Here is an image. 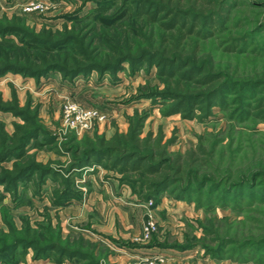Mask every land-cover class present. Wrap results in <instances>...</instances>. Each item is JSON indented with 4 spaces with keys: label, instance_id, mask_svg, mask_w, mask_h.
I'll list each match as a JSON object with an SVG mask.
<instances>
[{
    "label": "trees",
    "instance_id": "16d2710c",
    "mask_svg": "<svg viewBox=\"0 0 264 264\" xmlns=\"http://www.w3.org/2000/svg\"><path fill=\"white\" fill-rule=\"evenodd\" d=\"M97 6L80 22L52 30L30 28L19 16L0 19V77L20 75L39 81L51 74L63 80L101 78L126 71L129 76L155 69L158 84L138 87L136 98L150 102V109L126 115V130L109 137L96 131L80 138L59 141L44 127L39 106L27 98L23 104L14 90L3 99L0 113L9 114L12 130L0 120V207L9 198L10 209L25 204L31 190L42 197L49 185V202L60 208L80 199V179L90 167L111 172L119 185L126 186L141 201H157L166 195L202 204L203 193L239 194L255 185L256 176L222 174L216 165L222 138L204 131L196 144L185 151H171L174 136L165 138L159 129L144 132L145 121L154 107L161 116L205 122L213 108L225 111L240 93L264 91V81L240 78L238 67L215 62L205 49L209 40L225 53L244 50L246 38L231 27L234 0H97ZM231 24V26H230ZM238 93V94H237ZM251 95L243 113L264 121V96ZM237 110V109H236ZM235 108L230 110L229 117ZM242 113V112H241ZM52 151L57 158L37 160L38 151ZM227 175V176H225ZM223 195V196H224ZM7 231L0 229V243L11 250L32 249L34 258H49L55 264L87 258L79 244L59 235L40 244L38 232L23 221L20 229L6 217ZM211 232H214L211 230ZM77 247V248H76Z\"/></svg>",
    "mask_w": 264,
    "mask_h": 264
},
{
    "label": "rangeland",
    "instance_id": "374dc122",
    "mask_svg": "<svg viewBox=\"0 0 264 264\" xmlns=\"http://www.w3.org/2000/svg\"><path fill=\"white\" fill-rule=\"evenodd\" d=\"M234 1L237 6L231 22H237V27L231 30L245 35L243 52L225 53L213 39L205 49L215 62L237 66L240 78L264 81V0ZM97 4V0H0V19L16 15L35 30L43 26L56 30L80 22ZM154 72L152 68L149 73L129 76L120 71L116 79L108 74L99 78L93 72L73 80L51 74L39 81L8 74L0 77V92L8 99L14 90L20 104L30 98L39 106L44 127L59 141L95 131L109 137L116 130H126V115L150 109V102L136 95L138 87L158 84ZM251 93L264 96L258 89L240 93L238 103L225 111L213 108L212 117L205 122L178 115L163 117L154 107L144 132L160 129L165 138L174 136L171 151L191 148L204 131L218 134L222 142L215 158L217 169L228 168L232 178L259 173L253 187L224 196L205 190L203 205H198L197 195L191 201L163 195L145 202L119 185L111 172L90 167L80 179L83 196L64 207L50 206L49 185L42 197L28 190L25 204L16 209H10L11 201L6 198L0 207V229L7 231L6 217L17 229L27 222L38 232L40 244L56 234L73 245L78 243L87 258L62 264H264V121L243 113L242 102H252ZM68 108H75L79 115L92 110L101 118L92 119L87 128L78 123L72 128L75 113L68 114ZM232 108L234 119L228 115ZM0 120L12 130L13 117L0 113ZM36 157L42 162L57 158L47 150L38 151ZM8 244L0 243V264H55L49 258H34L30 248L14 251Z\"/></svg>",
    "mask_w": 264,
    "mask_h": 264
},
{
    "label": "built area",
    "instance_id": "2783aa9c",
    "mask_svg": "<svg viewBox=\"0 0 264 264\" xmlns=\"http://www.w3.org/2000/svg\"><path fill=\"white\" fill-rule=\"evenodd\" d=\"M66 112L68 113V114H71V113H75V112H77L76 110H75V108H68L67 110H66ZM78 113V112H77ZM77 113H75V119H73L72 121H71V126L70 127H75L76 125H77V123L81 126V127H85V128H87V127H89L90 126V121L92 120V119H94V118H101V116H99V117H96L97 116V112H95V111H92V110H90V111H83V113L82 114H77ZM99 118V119H100Z\"/></svg>",
    "mask_w": 264,
    "mask_h": 264
},
{
    "label": "crops",
    "instance_id": "0c3cea01",
    "mask_svg": "<svg viewBox=\"0 0 264 264\" xmlns=\"http://www.w3.org/2000/svg\"><path fill=\"white\" fill-rule=\"evenodd\" d=\"M49 187V186H48Z\"/></svg>",
    "mask_w": 264,
    "mask_h": 264
}]
</instances>
